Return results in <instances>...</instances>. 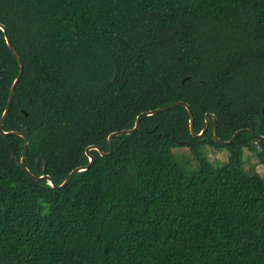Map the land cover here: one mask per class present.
Segmentation results:
<instances>
[{
    "label": "trees",
    "instance_id": "1",
    "mask_svg": "<svg viewBox=\"0 0 264 264\" xmlns=\"http://www.w3.org/2000/svg\"><path fill=\"white\" fill-rule=\"evenodd\" d=\"M0 23L23 61L3 129L56 184L178 100L195 132L264 135V0H0ZM18 70L0 29V118ZM188 118L144 115L60 188L0 134V264H264V140Z\"/></svg>",
    "mask_w": 264,
    "mask_h": 264
},
{
    "label": "water",
    "instance_id": "2",
    "mask_svg": "<svg viewBox=\"0 0 264 264\" xmlns=\"http://www.w3.org/2000/svg\"><path fill=\"white\" fill-rule=\"evenodd\" d=\"M0 29L3 31L4 38H5V41H6V44H7L8 48L10 49L12 54L15 56V58L17 59L18 64H19L18 73L15 76V78H14V80H13L11 86H10L9 93H8V98H7V103H6V106H5L4 110H3L1 118H0V134H2V135L16 134V135H20V136L23 137V139H24L23 152H22L20 158L17 159V156H15L12 152L10 153V156L16 160L17 164H19L31 178H34V179H37V180L45 179L47 181V183L51 187H58V188L63 187V186H65L68 183V181L73 177V175L76 172L88 169L92 165L94 160H95V156L90 153L91 149H96L101 155L110 154L112 152V140H113L114 136L120 135V134H129V133H132L135 130H137V128L139 126V123H140V120H141V118L144 115H152L154 113H157V112H160V111H163V110H167V109L173 108V107L178 106V105H183L187 109L188 115H189V118H188V120H189V130H190V133L192 134V136H194V137H201L203 135V133L205 132V130L208 127L209 117L211 116L212 120H213V127H212L213 139H214V141L216 143H218L220 145L231 143L235 139V137L238 134H240L242 131H247L250 134H252L254 137H256L257 139L264 140V135L259 134V133H253L251 131V129L247 128V127H243V128L237 129L235 132H233V134L230 136L229 139H226V140L220 139L218 137L217 133H216V117H215L214 114H212L210 112L205 114V124L202 127V129L199 132H195L194 128H193L194 118H193V114H192V110H191L190 106L185 101L178 100V101L172 102V103H170L168 105H165V106L157 107V108L150 109V110H144V111L140 112L136 116V119L134 121V125L132 127L124 128V129H120V130H116V131L111 132L108 135V137H107L108 151H103L96 144H91V145L86 146L85 153L88 156V162L86 164L78 165V166H75L74 168H72L69 171L68 175L64 178V180L60 184H56L55 181L52 179V177L50 175H48V174L35 175L25 165V159H26V156H27V153H28V136L26 135V133L22 132V131H19V130H4L3 129V123H4V120H5L8 112H9L10 106H11L15 87H16V85H17V83H18V81H19V79L21 77V74L23 72V61L20 58V56L18 55V53L16 52L15 48L13 47V45L11 43V39H10L8 33H7L5 25L0 23ZM41 158L43 159V167H45L46 161H45V159H44V157L42 155L37 156L36 163L38 164V162H39V160Z\"/></svg>",
    "mask_w": 264,
    "mask_h": 264
},
{
    "label": "rangeland",
    "instance_id": "3",
    "mask_svg": "<svg viewBox=\"0 0 264 264\" xmlns=\"http://www.w3.org/2000/svg\"><path fill=\"white\" fill-rule=\"evenodd\" d=\"M236 148L238 149L239 147L236 146ZM204 150H205V153H206V155H208L210 160H213V159L224 160L227 158V156L229 154V150L227 148H215V147L209 146V145L204 146ZM250 154H251L250 151L243 149L242 155L244 158L250 157ZM251 160L253 162H255V158H252ZM257 169L262 175H264V167L263 166L258 165Z\"/></svg>",
    "mask_w": 264,
    "mask_h": 264
}]
</instances>
